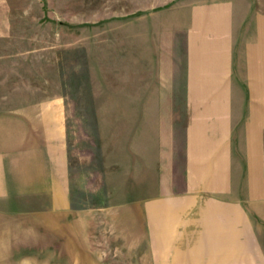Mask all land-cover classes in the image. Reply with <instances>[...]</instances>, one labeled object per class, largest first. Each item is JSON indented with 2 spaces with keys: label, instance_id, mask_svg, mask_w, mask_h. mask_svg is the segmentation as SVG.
I'll use <instances>...</instances> for the list:
<instances>
[{
  "label": "crops",
  "instance_id": "crops-1",
  "mask_svg": "<svg viewBox=\"0 0 264 264\" xmlns=\"http://www.w3.org/2000/svg\"><path fill=\"white\" fill-rule=\"evenodd\" d=\"M133 13L148 51L138 60L148 111L139 103L138 118L147 112L155 130L134 136L133 153L148 149L152 172L148 197L107 215L125 229L134 222L156 263H264V13L233 0H166ZM0 31L1 44L10 23ZM142 81L140 71L139 95ZM66 118L65 106L45 102L0 112V201L49 207L43 215L59 220L71 212Z\"/></svg>",
  "mask_w": 264,
  "mask_h": 264
},
{
  "label": "rangeland",
  "instance_id": "rangeland-1",
  "mask_svg": "<svg viewBox=\"0 0 264 264\" xmlns=\"http://www.w3.org/2000/svg\"><path fill=\"white\" fill-rule=\"evenodd\" d=\"M165 1L0 0V29L6 21L12 33L0 44V112L65 106L72 178V210L60 220L43 215L49 207L0 201V264H173L156 263L134 222L125 229L106 212L149 194V151L133 153L134 136L155 131L147 112L138 118L139 103L148 111V68L138 61L148 51L133 12ZM233 1L252 17L264 13V0ZM253 260L234 264H264Z\"/></svg>",
  "mask_w": 264,
  "mask_h": 264
}]
</instances>
